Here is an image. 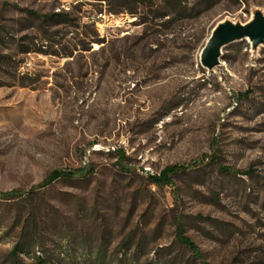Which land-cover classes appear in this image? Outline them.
Masks as SVG:
<instances>
[{
    "label": "rangeland",
    "instance_id": "rangeland-1",
    "mask_svg": "<svg viewBox=\"0 0 264 264\" xmlns=\"http://www.w3.org/2000/svg\"><path fill=\"white\" fill-rule=\"evenodd\" d=\"M257 11L0 0V264H264V44L201 62ZM56 170L77 175L44 185Z\"/></svg>",
    "mask_w": 264,
    "mask_h": 264
},
{
    "label": "water",
    "instance_id": "water-1",
    "mask_svg": "<svg viewBox=\"0 0 264 264\" xmlns=\"http://www.w3.org/2000/svg\"><path fill=\"white\" fill-rule=\"evenodd\" d=\"M249 38L254 47L264 44V13L257 11L250 22L234 23L225 21L220 23L212 32L201 55L202 64L212 69L220 63L222 49L229 44Z\"/></svg>",
    "mask_w": 264,
    "mask_h": 264
},
{
    "label": "trees",
    "instance_id": "trees-1",
    "mask_svg": "<svg viewBox=\"0 0 264 264\" xmlns=\"http://www.w3.org/2000/svg\"><path fill=\"white\" fill-rule=\"evenodd\" d=\"M54 16L56 17H59L61 16L60 13H57L55 14ZM121 154V153H119ZM124 158H125V154L122 155ZM221 170L222 171H226L228 172V168H225V167H221ZM179 172V168L178 167H171V168H168L166 169L163 174L158 177L156 176L155 177V181L158 182L159 184H163V183H166V184H169L171 182V175L175 174V173H178ZM77 175L76 172L74 171H66V170H56L55 172H53V174L47 179L46 183H44V185H49L51 183H53L54 181L58 180V179H61V178H67V179H73L75 178ZM17 192L18 191H12V192H9V193H4L2 194V197L3 198H6V199H10V198H13L14 196L17 195ZM30 193H33L30 192ZM179 240L182 244H184L185 246H187L191 251L194 252V254L199 258L200 256V253H199V250L197 249V246L195 245V243L188 237H185L183 235L182 232L179 233ZM22 249V244H18L17 247L15 248V250L13 251V255L15 258H19V251ZM38 264H45L44 260L42 259H39V262Z\"/></svg>",
    "mask_w": 264,
    "mask_h": 264
}]
</instances>
